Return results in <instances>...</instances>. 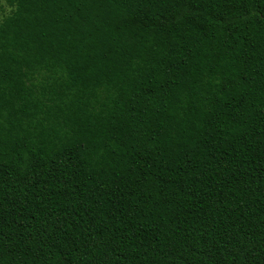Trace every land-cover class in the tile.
Returning <instances> with one entry per match:
<instances>
[{
  "label": "trees",
  "instance_id": "1",
  "mask_svg": "<svg viewBox=\"0 0 264 264\" xmlns=\"http://www.w3.org/2000/svg\"><path fill=\"white\" fill-rule=\"evenodd\" d=\"M0 1V264H264V0Z\"/></svg>",
  "mask_w": 264,
  "mask_h": 264
},
{
  "label": "rangeland",
  "instance_id": "2",
  "mask_svg": "<svg viewBox=\"0 0 264 264\" xmlns=\"http://www.w3.org/2000/svg\"><path fill=\"white\" fill-rule=\"evenodd\" d=\"M0 4H3L2 7L0 6V19L3 16L4 13H7L9 11V7L6 6L3 1H0Z\"/></svg>",
  "mask_w": 264,
  "mask_h": 264
}]
</instances>
